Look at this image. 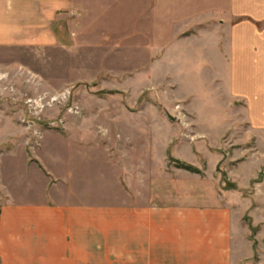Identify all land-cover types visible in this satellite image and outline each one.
Wrapping results in <instances>:
<instances>
[{"label":"crops","instance_id":"crops-1","mask_svg":"<svg viewBox=\"0 0 264 264\" xmlns=\"http://www.w3.org/2000/svg\"><path fill=\"white\" fill-rule=\"evenodd\" d=\"M88 31L125 56L169 61L171 75L201 77L186 96L197 139L170 156L198 172L169 167L156 136L131 152L111 133H80L63 161L37 158L41 196L0 187V264L250 259L264 236V0H0V48L65 45ZM201 105L217 118H201ZM98 162L106 170L93 175ZM251 228L255 241L243 239Z\"/></svg>","mask_w":264,"mask_h":264},{"label":"rangeland","instance_id":"rangeland-1","mask_svg":"<svg viewBox=\"0 0 264 264\" xmlns=\"http://www.w3.org/2000/svg\"><path fill=\"white\" fill-rule=\"evenodd\" d=\"M110 40L88 31L65 45L0 48L1 189L13 188L22 199L41 196L44 185L36 175L35 167L41 165L38 159L63 161L75 150L80 133H111L119 147L128 143L131 152L133 148L149 150L156 136L157 154H168L169 167L176 165L170 157L177 151L175 144H182V152L189 148L185 142L197 139L186 96L192 82L198 90L202 87L201 77L171 75L169 61L157 63L144 50H131L125 56ZM199 111L201 118L213 121L219 114V109L202 105ZM207 126L219 134V123L205 122ZM50 132L57 135L45 137ZM68 134L70 140L62 137ZM172 142L173 148L166 151ZM208 164L212 166L211 161ZM91 166L93 175L106 170L104 163ZM256 170L247 174H256ZM226 182L224 189L228 190L231 184L227 178ZM251 190L241 192L248 197ZM243 220L249 223L247 216ZM255 236L251 228L243 239L255 241ZM252 248L251 258L241 264H264V236ZM247 255L242 254L243 258Z\"/></svg>","mask_w":264,"mask_h":264},{"label":"trees","instance_id":"trees-1","mask_svg":"<svg viewBox=\"0 0 264 264\" xmlns=\"http://www.w3.org/2000/svg\"><path fill=\"white\" fill-rule=\"evenodd\" d=\"M174 160V159H173ZM176 165L178 168H182V169H185V170H188V171H191V172H198L197 169L193 168L192 166H189L181 161H176Z\"/></svg>","mask_w":264,"mask_h":264}]
</instances>
